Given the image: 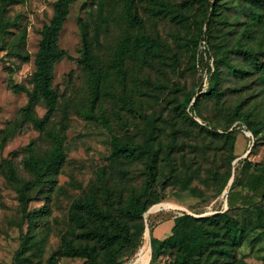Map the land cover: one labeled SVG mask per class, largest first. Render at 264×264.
Here are the masks:
<instances>
[{
    "label": "trees",
    "instance_id": "16d2710c",
    "mask_svg": "<svg viewBox=\"0 0 264 264\" xmlns=\"http://www.w3.org/2000/svg\"><path fill=\"white\" fill-rule=\"evenodd\" d=\"M15 1L0 0V40L5 30L2 17ZM76 1H54L53 14L43 25L39 48L35 53L33 89L28 102L5 134L8 137L17 133L22 121L44 134L51 145L43 153L38 151L34 140L25 147L23 166L31 174L30 179L22 178L12 162L6 163L8 177L17 192L21 215L30 225L38 222L39 213L50 212L48 204L30 210V203L36 199L35 191L52 179L53 172L65 157L64 139L69 127L72 99L62 101L54 87V79L56 64L63 58L73 59L59 41L70 7ZM119 1L123 5L122 17L127 28L107 58L95 50L101 44L102 26L107 25V17L102 14L100 21L93 24L83 17L78 20L81 40L78 52L87 74L88 88L75 111L109 131L110 153L107 164L97 168L96 177L70 204L68 230L61 235L59 250L51 256L54 261L60 256L82 258L84 264H122L120 259L124 251L136 245L137 235L145 230L144 214L159 201L156 186L162 169L166 165L173 168L178 164L176 155L182 151L183 145L180 136L188 133V125L207 130L228 152L229 169L214 170L209 176L214 183H220L222 189L226 187L233 176L237 134L234 130H208L194 119L190 111L202 116L201 107L205 100L213 101L214 110L219 117H226L228 126L241 121L255 138L264 133V118L258 122L254 117L260 98L264 100V88H241L250 77L264 82V0ZM195 3L200 5L202 20L199 22L196 19V33L186 39L193 46L191 64L194 68H197L198 46L202 39L206 37L215 51L209 87L198 95L184 88H155L171 93L170 98H165L168 112L166 116L159 111L148 114L142 109V95L148 93L138 85L137 69L162 56L169 46L159 35L147 31L141 6L144 5L152 16L170 17L178 23H185L189 18V9ZM206 21L208 27L204 32ZM218 23L239 27L240 35L232 44L230 38L214 44L211 34L213 25ZM205 53L209 56L207 50ZM7 54L23 61L31 59L27 48V28L18 31ZM201 57L204 59V54ZM132 64L136 69L130 67ZM226 76L238 80L234 88L221 85ZM174 91L180 92L181 98ZM106 97L114 102L115 108L111 111L103 107ZM40 104L45 107L43 116L37 113ZM57 112H61L62 117L59 123H54ZM125 115L144 122L146 128L142 139L134 137ZM159 120L164 121V128L159 125ZM115 122L120 125L121 133L116 131ZM161 133H164V138ZM134 161L143 163L140 185L130 181L132 175L130 168L126 167ZM184 172L188 176L186 182L193 179L188 171ZM233 177L225 211L199 217L185 213L174 219L169 235L158 241V253L169 255L166 264H249L239 258L238 251L256 225L264 221V213L258 208L256 220L247 225L231 211L254 207L258 201L264 202V166L247 160L241 175ZM238 186L241 188L235 189ZM251 241L255 243V239Z\"/></svg>",
    "mask_w": 264,
    "mask_h": 264
},
{
    "label": "rangeland",
    "instance_id": "374dc122",
    "mask_svg": "<svg viewBox=\"0 0 264 264\" xmlns=\"http://www.w3.org/2000/svg\"><path fill=\"white\" fill-rule=\"evenodd\" d=\"M55 0H16L2 17L5 25L0 40V263L1 264H84L82 258L58 257L51 259L53 253L59 250L61 235L68 230V209L73 199L80 195L96 177V170L105 166L110 153V133L101 124L89 121L79 115L76 105L82 103L86 94L87 74L83 69L80 54L81 48L79 18L83 17L91 24L100 21L104 14L107 25L102 26L101 44L95 47L97 53L107 58L127 25L122 17V2L119 0H77L71 7L67 20L60 33V46L66 49L73 59L63 58L56 64L54 87L64 99H72L69 127L66 130L64 144L65 157L59 168L53 172L52 179L40 190L35 191L36 199L30 203V210L48 204L49 213H39L38 222L30 225L20 212V204L14 184L8 177L6 163L12 162L18 174L24 179H30L31 174L25 170L23 159L26 155L25 147L31 141L36 142L37 149L43 153L50 149L48 138L34 129L31 125L21 121L17 133L6 137V131L18 118L19 112L26 105L29 93L33 89L34 59L41 40L43 25L49 22L53 14ZM180 2L181 0H176ZM1 3V2H0ZM141 15L146 22V29L152 34L159 35L166 47L164 54L144 63L137 69L136 80L148 94H143L142 109L150 114L159 111L167 114L169 91L155 88H184L187 92L198 95L209 87V77L214 69L215 51L209 45L207 38L199 42L197 53V68H194L193 46L188 39L196 33L200 5L195 3L189 9V18L185 23H178L170 17L152 16L144 5ZM211 34L214 44L226 38L233 40L240 35L236 25L214 24ZM27 28V48L31 53L29 61H23L7 53L18 31ZM206 21L203 31H207ZM220 29V30H219ZM229 47V46H228ZM205 50L209 52L206 55ZM201 54H204L202 59ZM136 69L135 65H130ZM238 81L234 77L226 76L221 85L234 88ZM241 88H264V82L256 77H250ZM16 89V90H15ZM175 92V91H174ZM153 93V94H152ZM180 98L181 93L175 92ZM248 95V94H247ZM245 95V96H247ZM260 98V97H259ZM194 100L192 101V106ZM213 101L205 100L202 104V116L190 111L194 119L207 127L208 130L223 132L234 130L237 134L235 156L232 165V175H241L243 165L247 160L264 166V133L255 138L247 125L241 121L228 126L226 117H219L213 107ZM103 107L109 111L115 108L114 102L106 97ZM189 110V109H188ZM37 113L43 116L44 104L37 107ZM217 116L216 118H214ZM61 112H57L53 122L59 123ZM258 122L264 118V100L259 102L254 116ZM134 132V137L142 139L145 136V124L140 119L125 115ZM159 125L165 127L163 120ZM187 126V124H186ZM117 132L122 129L114 123ZM188 133L180 136L182 151L177 153L178 164L173 168L166 165L159 176L156 186L159 201L153 204L144 214L145 230L137 235L136 245L127 248L120 260L122 264L131 263L140 251L146 239V229H150L151 257L147 264H166L168 254L158 253V241L171 232L169 225L174 219L183 214L194 216H208L216 212L225 211L228 207V192L230 182L224 189L221 184L214 183L209 176L214 170L226 171L228 152L221 148L220 142L212 138L207 130L188 125ZM164 138V133H161ZM130 168L131 182L141 184V169L143 163L134 161L126 164ZM189 175L193 179L185 181ZM232 176V177H233ZM234 178V177H233ZM231 180V179H230ZM241 186L235 189H240ZM247 190V189H245ZM173 203L177 207H167L163 204ZM159 206V207H158ZM180 207V208H179ZM264 213V202L258 201L254 207H244L231 211V214L241 222L249 225L256 220V211ZM264 220V216H262ZM255 239L253 244L251 240ZM138 252V253H137ZM239 258L249 264L264 263V221L256 225V229L249 235L238 251Z\"/></svg>",
    "mask_w": 264,
    "mask_h": 264
},
{
    "label": "bare ground",
    "instance_id": "6f19581e",
    "mask_svg": "<svg viewBox=\"0 0 264 264\" xmlns=\"http://www.w3.org/2000/svg\"><path fill=\"white\" fill-rule=\"evenodd\" d=\"M164 205L167 207H177L176 206L177 204L175 205L173 203L163 204V206ZM150 234H151L150 229L148 227L145 233L146 239H147L146 243L143 246H141L139 253L137 252L138 256L129 264H147L148 263L151 257Z\"/></svg>",
    "mask_w": 264,
    "mask_h": 264
},
{
    "label": "water",
    "instance_id": "95a60500",
    "mask_svg": "<svg viewBox=\"0 0 264 264\" xmlns=\"http://www.w3.org/2000/svg\"><path fill=\"white\" fill-rule=\"evenodd\" d=\"M232 182H233V177L231 178V180H230V184H232ZM228 207V206H227Z\"/></svg>",
    "mask_w": 264,
    "mask_h": 264
},
{
    "label": "crops",
    "instance_id": "0c3cea01",
    "mask_svg": "<svg viewBox=\"0 0 264 264\" xmlns=\"http://www.w3.org/2000/svg\"><path fill=\"white\" fill-rule=\"evenodd\" d=\"M173 224H174V222H171L169 225L172 227V226H173Z\"/></svg>",
    "mask_w": 264,
    "mask_h": 264
}]
</instances>
